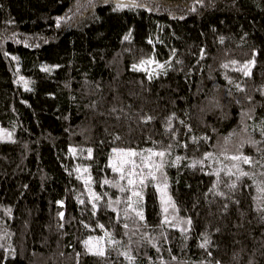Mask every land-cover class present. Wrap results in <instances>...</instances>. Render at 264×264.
<instances>
[{"label":"trees","instance_id":"1","mask_svg":"<svg viewBox=\"0 0 264 264\" xmlns=\"http://www.w3.org/2000/svg\"><path fill=\"white\" fill-rule=\"evenodd\" d=\"M118 2L0 0V125L13 133L11 139L0 140V227L11 234L9 238L0 231V244L4 245L0 264H76L75 251H84L80 242L89 235H103L97 223L126 242L128 237L122 236V229H113L109 223L110 217L115 222V213L98 206L93 216L91 204L78 202V198H89L84 180L91 175V189L108 193L100 205L121 196L117 189L101 187L105 178L113 176L111 169L105 168L111 148L143 149L152 147V140L167 145L170 141L165 124L172 113L178 118L172 122L178 130L177 140L172 142H187L188 148H174L170 159L176 155L190 159L179 168L165 169L168 190L180 209L178 215L191 217L193 223L186 241L178 228H166L170 243L163 247L170 248L178 260L195 264L204 257L197 246L199 234L208 231L218 246L213 247V255L224 264H230L233 251L241 248L245 257L264 264L256 241L249 236L252 233L259 239L264 231L250 211V191L236 193L241 210L248 213L244 227H236L241 218L235 205L223 214V200L211 194L207 200L204 197L215 177L185 166L203 151L213 150L201 143L200 151L195 152L192 136L208 135L212 137L208 144L216 143L238 129L242 106H255L249 124L264 117V96L258 91L264 85V0H205L203 6L195 0H136L152 10L130 8L128 0H122V7L117 9ZM193 7L195 12L190 10ZM57 18H64L59 27ZM220 37H224L223 43ZM202 48L207 53L203 59ZM253 58L250 78L234 70ZM150 59L170 62L166 74L159 69L152 73L151 81L146 70L132 67L135 64L142 69L141 60ZM231 60L239 63L221 67ZM225 75L246 91L237 92ZM229 88L242 105L227 96ZM247 96L253 97L252 104ZM205 97L219 98L222 107L208 109ZM93 103L95 108L90 106ZM112 108L116 113L110 114ZM143 116L155 119L144 124L140 122ZM179 120H186L193 131L186 135ZM115 134L122 139L114 144ZM70 147L77 152L70 153ZM89 147L93 149L92 159L86 158V151L80 152ZM246 151L251 153L252 149ZM78 165L79 172L75 171ZM85 167H89L88 173L83 172ZM212 199L218 204L209 205ZM57 201H63V207ZM4 208L11 209L10 217ZM61 211L63 221L58 216ZM144 211L149 231L156 235L162 214L154 187L144 191ZM60 223L63 228L58 227ZM217 227L221 232H215ZM133 239H139V233ZM145 251L157 257L155 249L146 246L140 250L137 264H148ZM161 255L170 260L166 251ZM108 259L127 264L115 252ZM80 264L101 261L82 254Z\"/></svg>","mask_w":264,"mask_h":264},{"label":"snow or ice","instance_id":"2","mask_svg":"<svg viewBox=\"0 0 264 264\" xmlns=\"http://www.w3.org/2000/svg\"><path fill=\"white\" fill-rule=\"evenodd\" d=\"M91 2V0H90ZM196 4L203 6L205 0H195ZM211 3V0H209ZM122 7V0L117 3V9ZM128 7H149L145 3L137 4L136 0H128ZM117 9H114L117 10ZM195 12L196 8L190 9ZM183 19V17H180ZM64 18H57V27L60 26V21ZM71 19V17H68ZM11 23V21H9ZM130 38V34L124 37L125 40ZM19 42V41H17ZM224 42V37H220V43ZM27 46V44L25 45ZM205 50L201 49V59L206 56ZM171 55H176V50H171ZM255 55V54H253ZM7 56V53H5ZM16 59V57H13ZM141 65L155 63L156 67L161 70L164 74L167 72V68L170 66L169 61H165L163 64L158 63L154 60H141ZM176 63H182V61L177 60ZM239 62L236 60H231L229 63L222 64L221 67L224 69L229 68V64L237 65ZM255 65V59L246 61L239 64L238 67L234 68L235 71L240 72L244 77L250 78L252 75L251 67ZM133 70H143L139 69L137 65H133ZM48 71L47 68L43 69ZM160 73H156L159 75ZM20 77V80H23ZM149 81L153 79V75L149 73ZM225 79L228 81L229 85H232L237 92L244 93L246 89L241 86L240 83H236L233 79L225 75ZM25 83H27L25 81ZM30 90V89H26ZM259 94L264 96V85H261L258 89ZM227 96L233 97L237 104L242 105V101L234 97L232 88L227 91ZM246 99L250 104L253 103V97L247 96ZM206 107L208 109H220L221 103L220 99L212 97L211 99L205 97ZM95 108L96 103L90 105ZM116 109H110V114L116 113ZM123 111V109H121ZM201 112L205 111V108L200 109ZM255 113V106L248 109L241 107L240 120L238 129H233L226 136L220 137L216 143L208 144L212 140L211 136L203 135L200 137L192 136L191 142L196 145L194 149L195 152L200 151L201 143L208 145L212 148V151L205 150L199 158H191V163L185 165L193 170L198 169L205 175L215 177L211 182V186L208 188L207 192L204 193V197L207 200L209 194L214 197L223 200L224 203L220 206V212L223 214H228L230 207L235 205L236 212L241 218L236 227H244L243 219L248 213L241 210V200L236 197V193L243 190L250 191V199L252 205L250 207L251 213L254 214L253 218L256 222L264 228V117H259L253 123L249 124L248 121L253 120V115ZM102 114V113H101ZM187 115V113H186ZM117 120H120V116H116ZM153 116H143L140 118V122L147 124L148 122L154 120ZM174 119H178L175 113H172L166 118L165 132L169 134V143L164 145L163 142L152 140V147L148 148H133V147H112L111 153L108 156V164L105 168H110L113 176L111 179L105 178L103 180L104 185H108L111 188L117 189L122 195L116 196L115 199L109 198L104 205H100V201L103 197L108 196L107 192L96 193L90 187L92 182L91 175L84 180L85 189L89 193V198L87 201L78 198L80 204L89 203L92 208V215H96V210L99 207H104L110 209L116 214L115 222L113 223L112 217L109 218V223L112 228L117 227L122 229V236L128 237L126 242L116 238V234L113 231H108L105 229V225L97 223L96 227L103 230V235H89L86 239L82 240L80 243L83 246V253L80 251H75L76 264H80L81 255H91L93 257L99 258L101 264H122L118 259L116 262L110 261L108 258L115 252L117 258L123 257L127 264H137L140 250L146 246H150L155 249L157 257L154 259L149 256L147 251L143 253L144 257L147 259L148 264H194L190 260H178L177 256L172 253L170 248L165 249L163 247L164 243H170L169 234L166 228L176 229L178 228L181 237L186 241L189 236L188 233L192 230V218L182 217L178 215L180 209L177 203L174 201L172 195L169 193L168 177L165 172L167 167H177L185 160L190 159L187 156L176 155L174 159H170L172 156V151L174 148L182 147L184 149L188 148L187 142H176L177 140V129H174L172 122ZM179 124L183 126L187 132L191 133L193 127L186 120H179ZM0 129V132H3ZM107 131V129H106ZM213 131H216L213 129ZM8 139H11L12 133H6ZM122 137L118 134L113 135L112 143L120 141ZM151 140V138H149ZM252 149L251 153H248L246 149ZM87 152V159L93 158V149L91 147L87 149H80V152ZM69 152L75 154L77 152L76 148H69ZM115 161V162H113ZM75 171H80V166L78 165ZM83 172L88 173L89 167L83 168ZM77 179H82L81 176H77ZM250 181V183H245V181ZM126 182V183H122ZM154 187L156 193L159 194V203L162 214V219L156 226L159 231L156 235H153L149 231V225L146 220L144 211V191L148 187ZM27 187V186H25ZM254 190V194H252ZM57 204L63 207V201H57ZM208 204H218V200L212 199L208 200ZM122 207H117L121 206ZM197 207V204H193V208ZM3 212L7 216H11V209L4 208ZM64 212H59L58 216L61 221L64 220ZM210 215H214L210 211ZM249 224L251 220L247 221ZM187 225V227H185ZM59 228H63L64 224L60 223ZM85 228L89 225L85 224ZM0 231H3L4 236L10 238V233L6 229L0 227ZM215 232H221V228L217 227ZM139 233V239H133ZM201 242L197 245L198 248L203 250L204 257L195 262V264H224L220 259H216L213 255V247H218L214 244L211 239V233L204 231L199 234ZM252 240L256 241L258 245V251L261 258H264V231L260 232V238L257 239L256 236L249 233ZM2 238V237H0ZM234 243L239 244L240 241H234ZM134 245V247H133ZM4 245L0 244V248ZM123 249V250H121ZM9 254H12L9 246ZM167 252L170 260H166L161 253ZM244 249L241 248L238 251H233L230 258V264H260V261L254 259V257H245L243 255ZM63 256V253H60Z\"/></svg>","mask_w":264,"mask_h":264},{"label":"rangeland","instance_id":"3","mask_svg":"<svg viewBox=\"0 0 264 264\" xmlns=\"http://www.w3.org/2000/svg\"><path fill=\"white\" fill-rule=\"evenodd\" d=\"M142 69L143 70H146L147 73H151V74L154 73V72H156L157 70H159L156 67V64L155 63H152V64H143L142 65ZM20 77H22V76H20ZM0 129H3L4 130L3 132H0V140H9L8 137H7V135H6V133L7 132H11L12 133V131H10V130L4 128V127H2L1 125H0ZM12 136H13V133H12Z\"/></svg>","mask_w":264,"mask_h":264}]
</instances>
